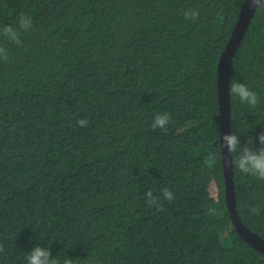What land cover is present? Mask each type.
<instances>
[{"label":"trees","instance_id":"16d2710c","mask_svg":"<svg viewBox=\"0 0 264 264\" xmlns=\"http://www.w3.org/2000/svg\"><path fill=\"white\" fill-rule=\"evenodd\" d=\"M244 2L0 0V264H27L37 246L60 264H264L233 224L220 145L218 64ZM21 13L31 28L3 36ZM233 79L259 100L230 94V135L257 151L264 9ZM233 179L240 219L264 238V180L234 164Z\"/></svg>","mask_w":264,"mask_h":264},{"label":"clouds","instance_id":"9594fccd","mask_svg":"<svg viewBox=\"0 0 264 264\" xmlns=\"http://www.w3.org/2000/svg\"><path fill=\"white\" fill-rule=\"evenodd\" d=\"M250 6L255 9H264V0H249ZM185 19L196 20L199 18V13L196 10H188L184 13ZM17 27L14 28L11 25L5 26L2 29L3 36L10 40H18L21 30L28 31L32 26V19L24 13H21L17 17ZM2 50V49H0ZM232 96H237L242 103H246L255 107L258 103L259 97L257 93L251 90L244 83H237L236 80H232L229 88ZM170 122V115L167 112L158 113L155 115L151 127L153 129L160 128L166 129ZM88 121L86 119H80L77 121V125L86 127ZM227 142L229 152L239 153L233 160L234 166L242 173L255 176L259 180H264V134H261L259 140L261 147L257 151H253L248 147L240 148L239 141L235 134L227 135L224 137ZM161 196L163 199L172 201L175 197L173 192L168 188L162 189ZM161 196H157L153 191L146 193V199L149 206H156L158 210L162 208L160 203ZM252 215H259L260 209L258 207H250L248 209ZM4 247L0 244V251H3ZM51 253L48 248L35 247L31 253L26 257L27 264H60L57 259H50ZM63 264H74V261L70 258H65ZM93 264L95 262L93 261Z\"/></svg>","mask_w":264,"mask_h":264},{"label":"water","instance_id":"95a60500","mask_svg":"<svg viewBox=\"0 0 264 264\" xmlns=\"http://www.w3.org/2000/svg\"><path fill=\"white\" fill-rule=\"evenodd\" d=\"M256 11L257 9L250 6L249 0H245L236 25L219 60L218 102L220 109V145L226 181V199L231 218L239 235L253 248L264 253V238L247 227L238 214L233 179V157L232 153L229 152L227 142L224 140V137L231 133V101L229 88L233 59Z\"/></svg>","mask_w":264,"mask_h":264}]
</instances>
